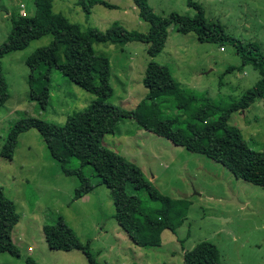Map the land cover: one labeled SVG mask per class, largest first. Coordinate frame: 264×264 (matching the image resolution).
Segmentation results:
<instances>
[{
    "label": "rangeland",
    "instance_id": "obj_1",
    "mask_svg": "<svg viewBox=\"0 0 264 264\" xmlns=\"http://www.w3.org/2000/svg\"><path fill=\"white\" fill-rule=\"evenodd\" d=\"M87 0H52V12L61 14L81 30L104 32L117 22L128 31L146 33L149 25L137 14L132 0H101L110 6L94 4L89 14L83 11ZM150 11L162 18L170 13L192 17L194 10L186 0H145ZM203 9L206 21L220 25L223 32L242 44H256L264 56V0H192ZM33 13V0H0V43L10 32V16ZM51 36L30 41L18 51L0 59V147L8 130L20 119L34 118L62 125L66 117L84 109L94 96L68 82L58 70L49 72V96L40 106L28 97L24 60L46 46ZM220 50L214 43H199L187 29L167 28L162 50L150 58L147 45L94 44V53L104 55L112 89L106 103L122 110L134 109L146 90L141 78L149 61L165 66L181 88L205 94L220 107H229L259 79L251 66L240 67L233 46ZM232 68V70H228ZM141 107V111H149ZM174 111L165 112V114ZM227 124L238 129L240 140L264 158V99L254 101L246 110L231 112ZM100 145L136 166L143 178L161 195L188 202L185 218L175 234L164 230L160 245L134 246L112 219L113 206L108 190L97 185L83 197L73 200L79 181L65 175L53 159L40 135L29 129L17 135L9 160L0 158V190L18 214L11 240L18 257L0 253V264H87L79 250L60 251L46 246L44 233L59 232L60 220L69 227L97 264H182V254L196 244L207 242L218 252V264H264V187L235 179L223 166L203 155L173 146L139 127L133 120L118 121L116 131L101 138ZM54 151L59 153L61 146ZM70 169L79 163L70 160ZM92 185L93 171L81 168ZM144 208L154 207L140 192Z\"/></svg>",
    "mask_w": 264,
    "mask_h": 264
},
{
    "label": "trees",
    "instance_id": "obj_2",
    "mask_svg": "<svg viewBox=\"0 0 264 264\" xmlns=\"http://www.w3.org/2000/svg\"><path fill=\"white\" fill-rule=\"evenodd\" d=\"M139 18L148 23L146 33L128 31L113 22L104 31L81 30L69 23L61 14L52 12V0H33V13L25 16H10V32L0 43V59L11 52L24 49L30 41L51 36L50 42L35 49L24 60L28 70L26 84L28 97L44 106L49 96V72L55 68L66 80L79 89L94 96L84 109L66 117L62 125H53L34 118L17 121L9 130L0 147V158L12 156L17 135L34 129L40 135L50 156L59 164L65 175H75L79 181L73 200L88 194L94 186L104 185L113 206L112 219L130 242L139 248H154L160 245V233L164 230L175 234L185 218L186 200H172L161 195L140 170L118 154L102 147L101 138L116 131L119 120H133L143 130L168 140L173 146L189 153L203 155L223 166L235 179L264 187V158L261 153L249 149L240 140L237 128L227 124L231 112L246 110L254 101L264 99V56L256 44H242L226 35L220 25L206 21L202 7L192 0L186 5L194 10L188 17L170 13L166 18L154 15L145 0H132ZM83 11L100 4L110 8L101 0H87ZM177 29L187 28L199 43H214L233 46L240 58V67L249 65L257 71L259 79L245 90L229 107L223 108L205 94L181 88L171 77L168 69L149 61L141 78L146 90L143 99L132 110H122L106 103L112 89L108 74V60L96 54L94 44L124 45L140 42L147 45L146 54L152 58L163 48L169 25ZM232 70V68H228ZM3 79L0 73V83ZM2 85V84H0ZM141 107L149 111H141ZM174 113L165 114V112ZM54 142L61 151L55 153ZM60 145V146H59ZM70 160L79 163L70 169ZM89 166L97 178L92 185L81 168ZM143 192L155 204L144 208L138 193ZM13 203L0 190V253L18 257V250L11 240L12 228L18 222ZM61 230L46 231V246L53 250H79L87 264H97L73 231L60 220ZM27 264H36L26 258ZM182 264H218V252L207 242L196 244L182 254Z\"/></svg>",
    "mask_w": 264,
    "mask_h": 264
},
{
    "label": "built area",
    "instance_id": "obj_3",
    "mask_svg": "<svg viewBox=\"0 0 264 264\" xmlns=\"http://www.w3.org/2000/svg\"><path fill=\"white\" fill-rule=\"evenodd\" d=\"M19 14H20L19 16H22V17L25 16V13H24L22 10H20ZM220 50H221V49H220ZM121 264H122V263H121Z\"/></svg>",
    "mask_w": 264,
    "mask_h": 264
}]
</instances>
